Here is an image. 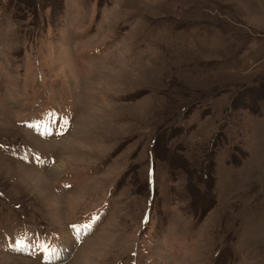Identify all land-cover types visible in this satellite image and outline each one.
Wrapping results in <instances>:
<instances>
[{
	"label": "rangeland",
	"instance_id": "rangeland-1",
	"mask_svg": "<svg viewBox=\"0 0 264 264\" xmlns=\"http://www.w3.org/2000/svg\"><path fill=\"white\" fill-rule=\"evenodd\" d=\"M26 261L264 264V0H0V264Z\"/></svg>",
	"mask_w": 264,
	"mask_h": 264
},
{
	"label": "snow or ice",
	"instance_id": "snow-or-ice-1",
	"mask_svg": "<svg viewBox=\"0 0 264 264\" xmlns=\"http://www.w3.org/2000/svg\"><path fill=\"white\" fill-rule=\"evenodd\" d=\"M73 228H76L75 225L72 226ZM90 227V226H89ZM23 243V238L16 241V249L20 250ZM39 246L42 249L44 253V260L45 261H54L58 257L57 249L55 246H50L46 241L39 242Z\"/></svg>",
	"mask_w": 264,
	"mask_h": 264
},
{
	"label": "bare ground",
	"instance_id": "bare-ground-1",
	"mask_svg": "<svg viewBox=\"0 0 264 264\" xmlns=\"http://www.w3.org/2000/svg\"><path fill=\"white\" fill-rule=\"evenodd\" d=\"M61 163V162H60ZM60 164H58L57 166H59ZM13 168V167H12ZM59 168V167H58ZM61 170V169H60ZM25 263H28L27 261ZM24 264V263H23ZM29 264V263H28Z\"/></svg>",
	"mask_w": 264,
	"mask_h": 264
}]
</instances>
